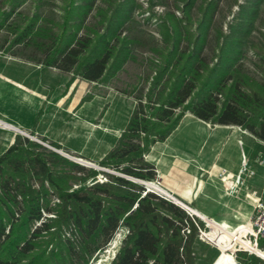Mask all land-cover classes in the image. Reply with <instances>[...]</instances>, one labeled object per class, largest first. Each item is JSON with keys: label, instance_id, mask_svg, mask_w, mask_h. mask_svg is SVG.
<instances>
[{"label": "trees", "instance_id": "16d2710c", "mask_svg": "<svg viewBox=\"0 0 264 264\" xmlns=\"http://www.w3.org/2000/svg\"><path fill=\"white\" fill-rule=\"evenodd\" d=\"M196 1L177 5L186 12L181 18L187 29L178 28L179 17L175 21L172 13L163 19V29L169 27L168 21L173 27L159 71L174 75L172 81L159 86L158 75L145 97H135L118 141L99 160L123 175L105 172L106 180L87 182L98 174L97 168L29 137H17L0 153V264H86L120 228L127 233L109 264H195L193 244L198 225L205 227V221L127 176L158 178L145 153L168 137L186 112L213 124L238 125L264 141V80L252 77L239 62L242 37L251 25L242 30L234 26L231 34L224 35L218 59L210 64L204 47L217 0L198 4L202 17L193 32L189 23ZM259 1L239 2L241 13L252 19ZM95 4L96 0H65L59 31L45 34L49 42L35 41L41 64L76 71L91 81L104 80L121 65L126 55L122 49L127 47L121 28L134 2L115 0L108 9L100 8L101 14L106 12L103 30H93L94 36L84 29ZM31 23L18 31L15 40L28 36L30 43ZM182 38L187 40L184 46ZM76 182L80 184L73 187ZM258 246L264 248V236L258 238ZM238 257L239 264L264 261L247 251Z\"/></svg>", "mask_w": 264, "mask_h": 264}, {"label": "rangeland", "instance_id": "374dc122", "mask_svg": "<svg viewBox=\"0 0 264 264\" xmlns=\"http://www.w3.org/2000/svg\"><path fill=\"white\" fill-rule=\"evenodd\" d=\"M242 1L247 2V0L216 1L217 8L208 27L204 53L208 62L213 64L218 59V47L224 35L231 34L234 26L239 28L240 25L242 30L251 25L250 30L242 37V53L239 62L252 77L264 80V0L259 1L252 19L247 18L248 13L244 15L241 13L239 2ZM112 2L115 4V0H96L93 10L85 22L84 32L95 34L93 30L98 29L99 32L103 30L101 22L105 19L106 12L102 15L99 10L100 8L103 10L108 9ZM133 2L134 5L125 18L123 28H121L123 33L120 34V37H125L127 44V47L122 49L126 54L125 59L118 68L110 71L104 80L91 81L81 77L76 71L65 73L53 66H45L38 61V58H41L42 55H40L41 51L38 45H35V41L47 40L49 42L50 40L47 39L45 34L50 32L56 34L59 31L65 0H0V58L4 54H11V56L21 59V62L17 61V65H20L22 69L21 116L26 120L32 118L33 122L36 119L35 124L38 121L40 132L48 124L56 127L57 122L58 126H63L60 135H56L57 130L54 128L49 134L50 136L24 130L19 138L29 137L48 148L53 149L52 147H55L71 155L80 156L94 162L97 166L85 165L99 170L95 177H91L87 181L90 183L97 180H106L105 172L121 174L116 169L100 165L99 160L118 141L122 131L116 129H122L123 125L126 126L136 104L135 97L137 95L145 97L151 84L155 79L157 80L156 76H160L159 86L169 84L174 77V75H168L167 72L160 74L159 71L170 43L167 35L173 27L172 23L168 21L165 24L169 27L165 26L166 28L163 29V19L169 13H172L174 20L175 17H179V21H177L179 22L177 23L179 29L188 28V26H184L182 19L186 12L177 6L178 3L182 6L183 0H133ZM200 3H204V0H197L191 8L189 27L192 28L191 31L193 32L198 31L197 24L202 17V12L198 6ZM30 22L33 24L32 30L34 31L30 35V43H26L28 42V36L24 41L15 40L18 31H21ZM117 42L119 43V41ZM186 43L187 40L182 38L181 45L184 46ZM6 84L0 77V99L7 94L8 84ZM35 87L38 91L36 95L33 93ZM30 105H32V112L29 109ZM35 106L38 110L37 118L33 112ZM51 108L56 109H52L49 116L48 114L41 116L45 110ZM109 124H111L109 130L98 128L100 125L101 128L106 129ZM187 127L186 122H184L178 131L181 132L182 129ZM239 129L243 128L239 126ZM115 133L119 136L118 139L115 137ZM51 137L56 138V140ZM52 142L59 144L60 147L52 145ZM246 147L240 142L231 143V146H228L225 152L230 150L229 152L232 155L237 153L244 157V160L246 157L242 153ZM261 147L257 145L253 150L257 155L254 163H252L256 172L264 170V162L260 161V158L264 157V147ZM155 169L159 176L158 168L155 167ZM153 181H160L159 177ZM79 184V182H76L73 187H77ZM158 184L161 186L160 182ZM230 185L231 181H228L227 186ZM234 190H236V187H234ZM151 191L171 199V197L157 189L152 188ZM252 193L253 197H256V192L253 191ZM56 200L58 199L54 197L53 201ZM192 214L196 215L193 212ZM207 222L209 223V221ZM248 224L249 222L242 224L243 228L240 229L238 234L239 240L244 239ZM202 228L207 231L208 236L201 237L198 233L194 240L195 264H213L223 251L231 252L233 258L239 264L238 253L240 251L251 253L249 249L240 248L238 240L230 241L228 247L232 249L223 248L226 245L223 241L217 240L211 233L210 225L205 223V227ZM119 230L120 234L117 235L114 241V245L117 247L124 240L127 233L125 229L120 228ZM258 247V253H264V248ZM112 256L113 249L110 247L104 252H95L86 264H109ZM226 256L227 254H225ZM260 258L264 260V257L260 256Z\"/></svg>", "mask_w": 264, "mask_h": 264}, {"label": "crops", "instance_id": "0c3cea01", "mask_svg": "<svg viewBox=\"0 0 264 264\" xmlns=\"http://www.w3.org/2000/svg\"><path fill=\"white\" fill-rule=\"evenodd\" d=\"M4 55L0 58V77L8 85L6 84L7 94L0 99V152L5 151L17 137L22 135L24 130L50 136L49 134L54 128L57 130L56 135L62 134L63 126H58L57 122L56 127L48 124L40 132L38 121L35 124L36 119L33 122L32 118L29 120L22 118L20 112L22 69L20 65H17V61L21 62V59L11 56V54ZM33 93L34 95L38 93L36 87L33 89ZM29 109L32 112V105L29 106ZM52 109L56 108L45 110L41 116L47 114L49 116ZM33 112L37 118L36 106ZM184 122L188 127L179 132L178 129ZM110 125L106 129L101 128L100 125L98 128L109 130ZM121 128L116 130L121 132L125 126L123 125ZM115 134L118 139L119 136L117 133ZM52 139L56 140V138ZM237 142L247 146L242 154L245 155L249 167L253 169L252 163L257 158L253 150L257 145L264 147L263 140L257 138L247 129L240 130L238 125L213 124L186 112L171 134L164 140L156 141L145 153V159L158 168L159 182L165 191L188 204L201 216L210 217L207 221L218 225L227 224V230L232 234L235 233L236 236L243 228L242 224L247 222L254 212L251 203L254 196L252 192L255 191L256 196L264 198V170L254 171L252 175H247L245 182L236 184V190L225 191L223 171L238 173L244 158L237 153L232 155L230 150L225 152L231 143ZM200 215L197 216L201 217ZM201 219L203 218L201 217ZM203 220L207 224V221ZM228 253L231 252L223 251L214 264H222L225 254ZM227 263H234L232 255ZM260 264H264V262Z\"/></svg>", "mask_w": 264, "mask_h": 264}, {"label": "built area", "instance_id": "2783aa9c", "mask_svg": "<svg viewBox=\"0 0 264 264\" xmlns=\"http://www.w3.org/2000/svg\"><path fill=\"white\" fill-rule=\"evenodd\" d=\"M260 161L264 162V157L262 159L260 158ZM253 173H254V170L249 167V164L247 163L246 159L243 160L242 165H241L238 173L233 174V173L226 172V170H224L222 173V177L224 179L225 191L226 192H232L234 190V187L236 184H238V183L241 184V183L245 182L246 176L252 175ZM151 181L153 183H156L157 185H159L158 184L159 181H157V182H155L153 180H151ZM228 181H231V185L229 187L227 186ZM160 188L163 189L161 186H160ZM161 189H157V190L164 193L167 196L171 195L169 192L165 191L164 189L163 190H161ZM251 203L253 205L254 212L249 217V219L247 221L250 223V226L247 229V232L245 233L244 238L248 239L249 242L255 244V246L258 247V238L260 236H264V198H262L261 196L253 197ZM186 210L190 214L193 212L191 210V208H189V207H186ZM196 224L198 225L197 222H196ZM207 224L209 225L208 222H207ZM198 229H199V235L201 237H203V236L207 237L208 236L207 231L205 229H203L201 226L198 225ZM186 231H189V229H186ZM118 234H120V230L116 233L114 238L108 242L107 247L102 251V252H104L105 250H107L111 247V249H113V256L111 257V260L115 257L119 246L123 242L122 241L118 247L114 245L115 244L114 241H115ZM250 251L252 252L253 250H250Z\"/></svg>", "mask_w": 264, "mask_h": 264}, {"label": "bare ground", "instance_id": "6f19581e", "mask_svg": "<svg viewBox=\"0 0 264 264\" xmlns=\"http://www.w3.org/2000/svg\"><path fill=\"white\" fill-rule=\"evenodd\" d=\"M149 185L151 187H154L155 189H161L160 186L157 185L156 183L151 182V183H149ZM161 190H163V189H161ZM209 225L211 227V233L216 237V239L223 241L224 244L226 245V246H223V248L232 249V248L228 247L230 241L238 240L239 244H240V248L249 249V250H253L255 252H258L257 247L255 246V244L249 242L248 239L244 238L242 240H239L238 236H236L235 233L232 234L231 232H229L227 230L228 229L227 224H223L222 223L221 225H218V224H215V223L209 221ZM249 226H250V223L248 224V228H249ZM231 255H232L231 253H228L227 256L224 257V261H223L222 264H228L227 261H228V259H229V257ZM261 255L264 256V253H262ZM233 264H237L235 259H234V263Z\"/></svg>", "mask_w": 264, "mask_h": 264}, {"label": "water", "instance_id": "95a60500", "mask_svg": "<svg viewBox=\"0 0 264 264\" xmlns=\"http://www.w3.org/2000/svg\"><path fill=\"white\" fill-rule=\"evenodd\" d=\"M52 148L55 149V150H57L58 152L62 153L63 155H65V156L71 158L72 160L77 161V162H79V163H81V164H83V165L97 166L94 162H92V161H90V160L84 159V158H82V157H80V156L71 155V154H69L68 152H65V151H63V150H61V149H57V148H55V147H52ZM121 175H123V174L121 173ZM127 177L130 178V179H132V180H134V181L142 182V183L146 186V189H147V190H152V188H154V187H151V186L149 185V183L152 182L151 180H142V179H138V178H134V177H129V176H127ZM154 189H155V188H154ZM169 197H171V199H172L174 202L179 203V204L182 205L183 207H189V208H191L189 205H187V204H185L184 202L180 201V200L177 199L176 197H174V196H172V195H169ZM191 210L193 211V213H195V214H197V215H200V214H198V212H196L193 208H191ZM200 216H201V215H200ZM201 217H202L203 219H205L206 221H207L208 218H210V217H208V216H201ZM211 219H212V218H211ZM252 252L256 253L257 255H259V256H261V257H264L263 255L259 254L258 252H255V251H252ZM213 264H214V263H213Z\"/></svg>", "mask_w": 264, "mask_h": 264}]
</instances>
